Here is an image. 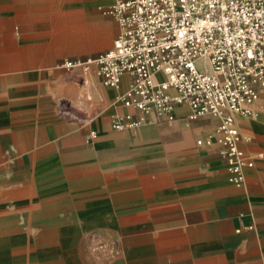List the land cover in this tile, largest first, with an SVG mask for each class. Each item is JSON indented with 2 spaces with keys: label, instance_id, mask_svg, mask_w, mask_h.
<instances>
[{
  "label": "crops",
  "instance_id": "1",
  "mask_svg": "<svg viewBox=\"0 0 264 264\" xmlns=\"http://www.w3.org/2000/svg\"><path fill=\"white\" fill-rule=\"evenodd\" d=\"M65 1L75 14L62 17V0H0V264H264V88L249 116H234L253 160L234 183L217 117L191 119L181 104L171 120L111 127L117 114L139 116L118 101L130 78L107 87L93 70L56 66L111 48V0L81 1L94 25L86 47L54 32L78 27V0ZM93 222H116L115 260L90 259L77 243Z\"/></svg>",
  "mask_w": 264,
  "mask_h": 264
},
{
  "label": "built area",
  "instance_id": "2",
  "mask_svg": "<svg viewBox=\"0 0 264 264\" xmlns=\"http://www.w3.org/2000/svg\"><path fill=\"white\" fill-rule=\"evenodd\" d=\"M103 13L119 28L111 48L56 66L93 70L107 87L130 78L118 101L139 116H113L115 130L137 128L149 116L171 120L181 104L191 119L219 118L218 152L230 180L241 183L253 160L240 147L234 116H249L264 88V0H111Z\"/></svg>",
  "mask_w": 264,
  "mask_h": 264
},
{
  "label": "rangeland",
  "instance_id": "3",
  "mask_svg": "<svg viewBox=\"0 0 264 264\" xmlns=\"http://www.w3.org/2000/svg\"><path fill=\"white\" fill-rule=\"evenodd\" d=\"M81 1L84 0H78V11L77 14L80 19H78L77 22V28H70V23L67 22L66 26H63L59 29H54L49 31V35L51 32H57L61 33L62 38H71L73 36L74 39H77V42L79 46L86 47L88 44H91V40L89 39L90 35H86L83 30L91 29L93 23L89 19L91 14H86L88 16L87 18L83 17V12L80 9ZM66 1L62 0V17L66 16V14L69 15V13L75 14L74 10L67 9L65 5ZM15 18L22 17L21 12L15 13ZM5 21V14H0V22ZM69 21V20H68ZM64 24V23H63ZM89 24V25H88ZM85 27V28H84ZM20 32V29H16ZM74 34L76 36H74ZM52 35V34H51ZM5 36V30H0V37ZM51 39V37H48ZM113 45V42H112ZM63 47H65V44H62ZM7 46L4 44L0 45V54H5ZM68 48V47H67ZM100 52V49L98 50H90L83 53H77L72 55L73 57L80 56L82 58L89 57V55H94ZM66 71V70H65ZM77 78L80 79V77L77 76ZM110 224L109 229H112L111 231L106 230L107 228L103 227L102 224H99L98 222H93L91 224L93 225H87V229H85L84 234H82L78 240L77 243L81 246H86L87 248V257L96 261L100 262H108L110 260H115L122 254V242L123 238L119 237L116 230L113 229V226L116 224V222H108ZM107 225V224H106ZM133 233V232H130ZM128 235V234H127ZM130 235V234H129ZM85 255V254H84Z\"/></svg>",
  "mask_w": 264,
  "mask_h": 264
}]
</instances>
